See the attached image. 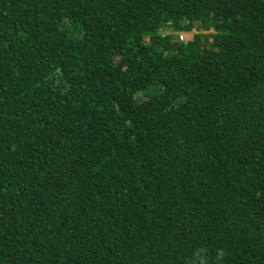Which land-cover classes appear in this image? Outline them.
Instances as JSON below:
<instances>
[{
  "label": "trees",
  "instance_id": "obj_1",
  "mask_svg": "<svg viewBox=\"0 0 264 264\" xmlns=\"http://www.w3.org/2000/svg\"><path fill=\"white\" fill-rule=\"evenodd\" d=\"M0 264H264V0H0Z\"/></svg>",
  "mask_w": 264,
  "mask_h": 264
},
{
  "label": "built area",
  "instance_id": "obj_2",
  "mask_svg": "<svg viewBox=\"0 0 264 264\" xmlns=\"http://www.w3.org/2000/svg\"><path fill=\"white\" fill-rule=\"evenodd\" d=\"M170 33H172V31H170ZM187 33L184 32H178L176 33L177 38L179 39V41L184 42V43H188L190 40L188 39Z\"/></svg>",
  "mask_w": 264,
  "mask_h": 264
},
{
  "label": "rangeland",
  "instance_id": "obj_3",
  "mask_svg": "<svg viewBox=\"0 0 264 264\" xmlns=\"http://www.w3.org/2000/svg\"><path fill=\"white\" fill-rule=\"evenodd\" d=\"M197 26H198V25H197ZM196 32H202V31L193 30L191 33H187L186 35H187L188 39H189V40H192V39H193V35H194ZM208 32H214V30L211 29V30L208 31Z\"/></svg>",
  "mask_w": 264,
  "mask_h": 264
}]
</instances>
